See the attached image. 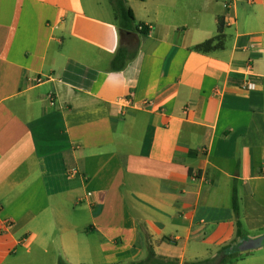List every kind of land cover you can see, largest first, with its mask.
<instances>
[{
  "label": "crops",
  "instance_id": "crops-1",
  "mask_svg": "<svg viewBox=\"0 0 264 264\" xmlns=\"http://www.w3.org/2000/svg\"><path fill=\"white\" fill-rule=\"evenodd\" d=\"M127 6L147 36L110 0H0V264L214 258L234 187L241 241L264 236V0Z\"/></svg>",
  "mask_w": 264,
  "mask_h": 264
},
{
  "label": "trees",
  "instance_id": "trees-1",
  "mask_svg": "<svg viewBox=\"0 0 264 264\" xmlns=\"http://www.w3.org/2000/svg\"><path fill=\"white\" fill-rule=\"evenodd\" d=\"M110 4L115 13V18L118 23L120 34L124 37L129 35H142L147 36L150 32V29L147 26H137L135 22L134 13L131 8L127 6V0H110ZM220 27L223 28V21H220ZM225 43V35H219L215 38H212L202 44H199L195 47V50L202 53H209L212 51L220 50L224 48ZM139 44H137L134 48L128 45H121L112 62H111V70L113 72L123 71L129 62L133 61L138 53ZM232 206L233 211L236 217V224L238 228V232L236 234V238L229 244L223 246L218 251L217 255L214 258H208L205 260H199L194 262H187L183 264H228L233 259L238 257V252L233 250V247L237 245L241 240H243V236L239 233V229L241 228V222L239 220L240 216V208H239V196L237 188L234 187L232 194ZM58 264H66L64 261L60 260ZM128 264H181L179 261L164 259L158 257L154 251L149 248L146 259L137 262H131Z\"/></svg>",
  "mask_w": 264,
  "mask_h": 264
},
{
  "label": "water",
  "instance_id": "water-1",
  "mask_svg": "<svg viewBox=\"0 0 264 264\" xmlns=\"http://www.w3.org/2000/svg\"><path fill=\"white\" fill-rule=\"evenodd\" d=\"M262 246H264V236L254 240L240 241L237 245L233 247V250L238 252V251L256 249Z\"/></svg>",
  "mask_w": 264,
  "mask_h": 264
},
{
  "label": "built area",
  "instance_id": "built-area-1",
  "mask_svg": "<svg viewBox=\"0 0 264 264\" xmlns=\"http://www.w3.org/2000/svg\"><path fill=\"white\" fill-rule=\"evenodd\" d=\"M255 88V86L254 85H252V84H248L247 86H246V90H252V89H254ZM125 102H128V101H125ZM76 173H78L77 171H75L74 172V174H76Z\"/></svg>",
  "mask_w": 264,
  "mask_h": 264
},
{
  "label": "rangeland",
  "instance_id": "rangeland-1",
  "mask_svg": "<svg viewBox=\"0 0 264 264\" xmlns=\"http://www.w3.org/2000/svg\"><path fill=\"white\" fill-rule=\"evenodd\" d=\"M264 248V247H263ZM262 250H264V249H262ZM229 264V263H228Z\"/></svg>",
  "mask_w": 264,
  "mask_h": 264
}]
</instances>
